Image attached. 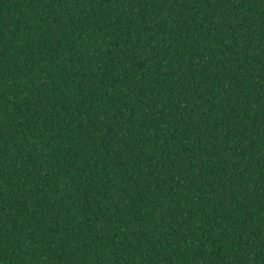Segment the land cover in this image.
<instances>
[{
	"label": "trees",
	"instance_id": "trees-1",
	"mask_svg": "<svg viewBox=\"0 0 264 264\" xmlns=\"http://www.w3.org/2000/svg\"><path fill=\"white\" fill-rule=\"evenodd\" d=\"M0 264H264V0H0Z\"/></svg>",
	"mask_w": 264,
	"mask_h": 264
}]
</instances>
